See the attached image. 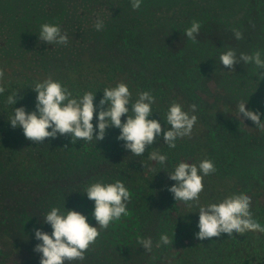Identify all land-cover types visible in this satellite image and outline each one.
Listing matches in <instances>:
<instances>
[{
    "label": "trees",
    "instance_id": "1",
    "mask_svg": "<svg viewBox=\"0 0 264 264\" xmlns=\"http://www.w3.org/2000/svg\"><path fill=\"white\" fill-rule=\"evenodd\" d=\"M54 5L58 10L47 16L43 10L42 19L67 33L66 46L40 41L42 24L35 27L29 22L31 16L40 21L38 9L53 11ZM0 16V34L3 28H11L7 34L15 37L13 46L24 53L19 61L14 60L17 64L10 62L18 68L16 73L14 66L0 58L4 71L0 85L5 88L0 94L1 237L17 243L12 247L24 249L37 262L41 254L34 248L40 241L34 230L51 234V226L43 218L52 207L76 210L97 226L92 216L94 202L83 191L96 181L120 180L131 193L128 215L101 231L86 258L73 264H123L139 259L144 264H264V233L221 234L204 240L195 235L199 231L198 204L247 195L241 179L248 181L251 155L244 151L238 135L237 123H243L238 104L247 103L249 110L264 106V79H259L260 70L252 63H237L230 70L219 57L232 48L237 56L260 51L264 59V0H142L137 10L131 7V0H0ZM98 18L104 22L101 31L94 27ZM193 20L201 24L197 42L184 35ZM232 29L240 30L243 39L236 40ZM29 40L34 56L30 58L24 52ZM48 76L61 82L73 98L92 92L95 105L105 88L120 82L129 87L133 102L140 92L149 91L156 98L149 118L160 121L162 129L171 127L166 114L173 101L185 111L195 104L197 110L190 114L198 119L191 138H178L174 149L162 136L151 146L167 155L163 166L149 160L147 151L133 156L117 140L116 128L107 129L105 138L97 143L78 140L73 144L70 136L58 135L35 144L25 138L22 128H13L10 119L15 108L35 110L37 93L32 88ZM210 84L215 88L205 98ZM15 92L21 98L15 105L8 104L7 97ZM259 113L264 122V111ZM96 123L94 115V126ZM204 159L211 160L216 171L204 177L198 204L192 202L189 207L176 201L168 191L175 184L168 173L181 161L198 166ZM252 180L254 189L264 193V179ZM258 205V201L251 203L250 211ZM259 215L264 226V209ZM121 232L125 233L123 241ZM161 234L172 238L173 244L156 247ZM141 237L152 238L151 252L137 243ZM28 241L37 243L31 246ZM2 255L0 247V258Z\"/></svg>",
    "mask_w": 264,
    "mask_h": 264
},
{
    "label": "clouds",
    "instance_id": "2",
    "mask_svg": "<svg viewBox=\"0 0 264 264\" xmlns=\"http://www.w3.org/2000/svg\"><path fill=\"white\" fill-rule=\"evenodd\" d=\"M141 4L142 0H131L133 10L139 9ZM94 27L97 31L103 30V20L98 18ZM200 29V22L193 20L191 26L185 29L184 35L197 42ZM232 31L236 40L243 39L240 30ZM38 36L40 41L48 45L66 46L69 42L67 33L62 32L55 24H42ZM219 60L230 70H235L237 63H252L260 70L257 74L259 79H264V71H261L264 70V59L261 58L260 51L251 55L240 53L237 56L236 51L229 48L221 53ZM3 78L4 71L0 69V81ZM32 89L37 93L35 110L28 112L23 106L15 108L10 124L13 128H22L25 138L35 144L43 143L46 138L55 139L58 135L70 136L73 144L78 140L89 143L95 140L97 143L105 138L107 129L116 128L119 129L117 140L123 141V147L133 156H143L147 151L149 160L163 166L168 159L167 155L161 154L158 148L151 146L162 136L164 143L174 149L178 138H191L198 119L196 115L190 114L196 112L195 104L190 105V111H185L180 103L173 101L166 114L167 125L171 127L162 129L160 121L149 118L153 113L152 105L156 98L151 92L142 91L133 102L132 93L124 82L105 88L98 105L94 104L95 94L92 92H85L81 97L73 98L72 93L51 76L36 82ZM4 92L5 88L0 85V94ZM18 98L21 97L15 92L7 97V103L15 105ZM246 104H238L239 117L241 118L242 114L243 118L250 119L258 128L264 130L261 113L246 109ZM94 115L97 120L95 126ZM123 116L127 117L124 122L121 119ZM215 171L214 163L208 159L202 160L198 166L181 161L174 171L167 172L168 178L175 181L168 191L176 201H182L191 207L192 202H199L200 194L204 190V177ZM83 193L94 202L92 216L97 226L90 225L87 216L76 210L65 208L66 210L62 211L58 207H52L43 218V222L51 226V234L40 228L34 230L35 238L40 241L34 248L35 252L41 254L39 264H73L83 261L101 231L107 230L114 221L128 215L127 205L131 200V193L120 180L114 183H90ZM250 206L251 197L243 193L230 195L218 203L198 204L199 231L195 234L196 237L204 240L220 237L221 234L234 237V234L242 235L248 231L264 233V226L253 219ZM137 243L146 251H152L151 237L138 238ZM172 244V238L161 234L156 247Z\"/></svg>",
    "mask_w": 264,
    "mask_h": 264
},
{
    "label": "rangeland",
    "instance_id": "3",
    "mask_svg": "<svg viewBox=\"0 0 264 264\" xmlns=\"http://www.w3.org/2000/svg\"><path fill=\"white\" fill-rule=\"evenodd\" d=\"M52 8V7H51ZM54 9L53 11H48L46 10V8H42V9H38L39 12V16H40V21L37 19L36 16H31L29 18V22L31 23L32 26H38V24H44V22H46V20H43V10L46 12V16L49 14V12L53 13L54 11H56V9L58 10V8H56V6L54 5ZM0 20H1V16H0ZM12 24H16L14 21ZM9 28V27H8ZM11 28L8 29V31H10ZM8 31H6L5 28L2 29V33L0 34V58L2 60H5V64L11 65L10 62L16 63L15 61H19V58L21 57L20 52H18L16 50V47L13 46V41L11 39H14L15 37H12L11 34H7ZM31 43L32 40L26 41V45L24 47V52H25V56H29L30 57H34L31 54ZM20 51V50H19ZM12 54L13 57L15 58H9V60H6L7 55ZM8 59V58H7ZM15 60V61H14ZM17 64V63H16ZM14 66V72H19L18 68L16 67V65H11ZM8 71L10 73H13L12 71H10V69H8ZM214 85L210 84L209 87L205 88L206 93V97L207 98V94L208 91H212L214 90ZM264 103V101L262 102ZM247 109V108H246ZM253 111H257V112H263L264 111V106H256L255 108L252 109ZM241 118L243 119V117L241 116ZM261 119V117H260ZM244 120V124L242 122L237 123L238 127H239V136H241V143L243 146V149L246 153H249L251 155L250 161H248V166L250 167V172H249V177H248V181H246L245 179H241V183L246 185V190L247 191V195L251 197V203L254 204V201H258L260 203V205H258V207L255 206V208L253 209L252 216L253 219H255L257 222H259L260 224L262 223L261 220L262 218H260L261 216L260 211L262 209H264V193L262 192H257L254 189V183L253 180L254 178H262L264 179V130H261L260 128H258L256 126V124L249 120L250 122L253 123V126H251L248 122H246V119ZM262 121V119H261ZM251 177V178H250ZM139 220V219H138ZM137 220V221H138ZM134 222V221H132ZM125 233L121 232L120 233V239L121 241L125 240L124 238ZM29 245H33L34 243H37V241L31 242L28 241ZM14 245H18L17 243L14 242H10L8 241L6 238H3L0 236V247L1 249H3L4 251V256L2 255V257L0 258V264H39V261H35L33 258L30 259V255L29 253H24V249H21L20 247L14 248L12 246ZM245 246L248 248L249 252H251V247L248 246L247 243H245ZM130 248H126V250H129ZM13 250H15V252H13ZM24 250V251H23ZM110 252L116 254V251L111 248ZM122 253H126L125 251H123ZM252 253V252H251ZM128 254V253H127ZM156 254H159V252H157ZM7 258H6V257ZM30 259V260H29ZM100 264V263H99ZM123 264H144L143 262L139 260H135V261H131V262H123Z\"/></svg>",
    "mask_w": 264,
    "mask_h": 264
}]
</instances>
